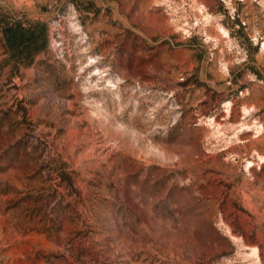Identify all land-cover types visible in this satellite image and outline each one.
Instances as JSON below:
<instances>
[{
	"label": "rangeland",
	"instance_id": "1",
	"mask_svg": "<svg viewBox=\"0 0 264 264\" xmlns=\"http://www.w3.org/2000/svg\"><path fill=\"white\" fill-rule=\"evenodd\" d=\"M0 264H264V0H0Z\"/></svg>",
	"mask_w": 264,
	"mask_h": 264
}]
</instances>
